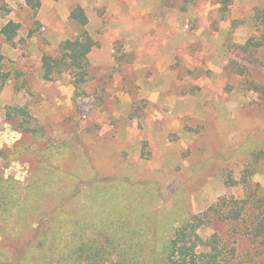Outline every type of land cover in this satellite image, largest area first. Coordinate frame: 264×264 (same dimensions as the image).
<instances>
[{
  "label": "rangeland",
  "instance_id": "rangeland-1",
  "mask_svg": "<svg viewBox=\"0 0 264 264\" xmlns=\"http://www.w3.org/2000/svg\"><path fill=\"white\" fill-rule=\"evenodd\" d=\"M39 2L0 0V31L19 25L11 43L0 33V176L33 199L0 214V264L62 215L163 242L210 207L197 234L218 236L221 264H264V0ZM82 32L96 43L85 82L71 70L45 81L42 57ZM47 164L41 202L29 188Z\"/></svg>",
  "mask_w": 264,
  "mask_h": 264
},
{
  "label": "trees",
  "instance_id": "trees-1",
  "mask_svg": "<svg viewBox=\"0 0 264 264\" xmlns=\"http://www.w3.org/2000/svg\"><path fill=\"white\" fill-rule=\"evenodd\" d=\"M24 1L33 11L40 8L39 0ZM69 18L81 28L86 27L89 22L81 7L73 8ZM18 31L19 25L9 21L2 27L0 33L7 42L11 43ZM95 46V41L87 32H82L73 41L63 42L60 46V58L55 59L48 55L42 57L43 79L51 81L54 75L61 74L63 70H71L75 76L73 86L78 88L86 80V58ZM1 60L0 56V62ZM2 88L3 83L0 84V91ZM9 111L16 112L19 116H28L24 109ZM11 116L9 114L8 118L11 119ZM31 133L35 137L38 136L36 130H31ZM42 169L40 176L32 179L29 188L34 195L39 196L41 202L43 195L50 197V194H46L50 190L47 189L48 180L53 173L57 172L51 164L43 166ZM17 189V183L13 179H4L0 176V214L2 216L9 215L14 210L25 211L28 203L33 202L32 196L27 195L22 198ZM211 212L218 215L216 208L210 207L203 215L193 216L186 222H181V225L174 230L173 236L163 242L155 240L151 232L144 234L136 228H128L120 221H112V218L108 220L113 223L104 224L103 218L96 217L92 220L98 219L97 223H89L90 225L86 226L87 220L91 221L90 218L81 216V219H77L62 215L63 218L55 223V229L37 235L33 242L22 250L16 264H41L42 259L46 257L60 264L84 262L87 264H221L224 259L223 251L220 249L221 240L218 236L213 234L210 239L203 240L197 234L205 220L210 219ZM230 216L233 220H238L240 212L231 211ZM88 231H92L90 237L87 235ZM146 236L149 240L143 239Z\"/></svg>",
  "mask_w": 264,
  "mask_h": 264
},
{
  "label": "crops",
  "instance_id": "crops-1",
  "mask_svg": "<svg viewBox=\"0 0 264 264\" xmlns=\"http://www.w3.org/2000/svg\"><path fill=\"white\" fill-rule=\"evenodd\" d=\"M91 37V36H90ZM91 53V52H90ZM103 53V52H102ZM104 54V53H103Z\"/></svg>",
  "mask_w": 264,
  "mask_h": 264
}]
</instances>
